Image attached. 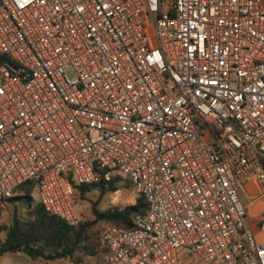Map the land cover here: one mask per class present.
I'll return each instance as SVG.
<instances>
[{
    "label": "built area",
    "instance_id": "obj_1",
    "mask_svg": "<svg viewBox=\"0 0 264 264\" xmlns=\"http://www.w3.org/2000/svg\"><path fill=\"white\" fill-rule=\"evenodd\" d=\"M253 178L264 0H0V206L32 181L76 226L74 183L129 181L148 208L103 223L107 264H264Z\"/></svg>",
    "mask_w": 264,
    "mask_h": 264
},
{
    "label": "trees",
    "instance_id": "obj_2",
    "mask_svg": "<svg viewBox=\"0 0 264 264\" xmlns=\"http://www.w3.org/2000/svg\"><path fill=\"white\" fill-rule=\"evenodd\" d=\"M120 184L122 183H119V179H108L93 184L74 183V186L77 189L76 194L84 199L94 189L105 194L120 189ZM20 190L22 194L11 197L8 201L12 205L23 202L28 208V216L14 215L11 221L0 222V257L7 252L23 251L33 258H71L78 264L82 263L81 258L76 257L78 254L97 260L106 247L103 246L100 235L97 237L92 233L91 226L99 221L132 226L134 217L145 213L148 208L144 196H139L135 203L124 207L114 205L103 210L94 203L95 219L71 226L36 201L33 197L32 181L22 185Z\"/></svg>",
    "mask_w": 264,
    "mask_h": 264
},
{
    "label": "rangeland",
    "instance_id": "obj_3",
    "mask_svg": "<svg viewBox=\"0 0 264 264\" xmlns=\"http://www.w3.org/2000/svg\"><path fill=\"white\" fill-rule=\"evenodd\" d=\"M33 191V197L34 195ZM74 206L78 214L81 215L83 221H92L95 219L93 213V204L96 203L97 207L101 210L111 206L124 207L128 204L136 202L138 198L133 190L132 185L129 182L120 184L119 193L110 192L102 194L99 189H94L87 193L86 197L79 194L74 195ZM37 201V200H36ZM19 217L28 216V208L23 202H18L16 205H12L9 201L0 206V222H9L13 216ZM104 221H99L91 226V231L95 236L99 237ZM77 258H81V264H107L101 256L95 260L88 256L76 255ZM0 264H78L76 260L71 258H58L54 260H47L45 258H33L31 255L23 251L7 252L0 257Z\"/></svg>",
    "mask_w": 264,
    "mask_h": 264
},
{
    "label": "crops",
    "instance_id": "obj_4",
    "mask_svg": "<svg viewBox=\"0 0 264 264\" xmlns=\"http://www.w3.org/2000/svg\"><path fill=\"white\" fill-rule=\"evenodd\" d=\"M242 194L248 207V227L259 233L264 229V186L253 178L247 182Z\"/></svg>",
    "mask_w": 264,
    "mask_h": 264
}]
</instances>
